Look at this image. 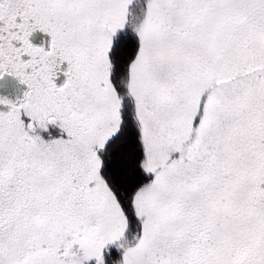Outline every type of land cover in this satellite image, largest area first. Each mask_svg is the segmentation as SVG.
<instances>
[{
    "label": "snow or ice",
    "instance_id": "6c2138e0",
    "mask_svg": "<svg viewBox=\"0 0 264 264\" xmlns=\"http://www.w3.org/2000/svg\"><path fill=\"white\" fill-rule=\"evenodd\" d=\"M0 264H264V0H0Z\"/></svg>",
    "mask_w": 264,
    "mask_h": 264
}]
</instances>
